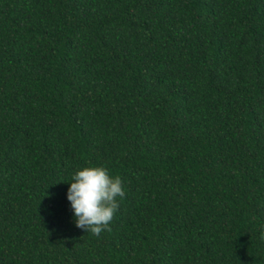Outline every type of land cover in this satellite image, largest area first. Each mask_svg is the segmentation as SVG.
<instances>
[{"label":"trees","instance_id":"trees-1","mask_svg":"<svg viewBox=\"0 0 264 264\" xmlns=\"http://www.w3.org/2000/svg\"><path fill=\"white\" fill-rule=\"evenodd\" d=\"M0 264H264V0H0Z\"/></svg>","mask_w":264,"mask_h":264},{"label":"clouds","instance_id":"clouds-1","mask_svg":"<svg viewBox=\"0 0 264 264\" xmlns=\"http://www.w3.org/2000/svg\"><path fill=\"white\" fill-rule=\"evenodd\" d=\"M65 192L75 227L99 235L108 230L120 199L125 196L122 178L103 165H85L71 173Z\"/></svg>","mask_w":264,"mask_h":264}]
</instances>
